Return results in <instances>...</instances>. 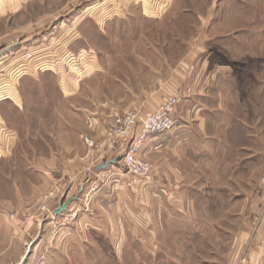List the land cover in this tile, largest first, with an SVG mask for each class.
Listing matches in <instances>:
<instances>
[{
	"label": "rangeland",
	"instance_id": "374dc122",
	"mask_svg": "<svg viewBox=\"0 0 264 264\" xmlns=\"http://www.w3.org/2000/svg\"><path fill=\"white\" fill-rule=\"evenodd\" d=\"M221 1L0 0V50L10 47L0 55V123L14 137L9 144L0 138V162L18 161L1 165L0 175H19L29 160L47 156L55 145L78 143V131H87L95 114H124L170 78L171 68L200 45L207 29L213 34L203 45L210 72L234 89L241 109L250 107L251 116L264 118V85L258 81L264 82V0L234 6L224 0L218 6ZM233 10L250 15L245 39L232 38L231 24L217 37L218 14L231 21ZM81 144L90 149L83 138ZM119 167H110L119 175L98 192L123 179L130 192L139 190L142 179L124 178L128 173ZM225 185L208 184L214 199L199 216L198 230L164 231L166 256L156 261L145 250L140 263L129 264H229L234 238L250 215L242 198H226Z\"/></svg>",
	"mask_w": 264,
	"mask_h": 264
},
{
	"label": "crops",
	"instance_id": "0c3cea01",
	"mask_svg": "<svg viewBox=\"0 0 264 264\" xmlns=\"http://www.w3.org/2000/svg\"><path fill=\"white\" fill-rule=\"evenodd\" d=\"M232 1L233 6L240 3ZM219 5L224 6V0ZM233 11L231 21L225 16L221 20L218 14L217 37L231 24L232 38H247L245 26L252 23L249 13ZM212 37L209 29L202 31L200 45H194L184 60L171 68L170 78L134 101L147 114L158 110L169 97H181L175 128L152 136L144 146L143 155L152 170L135 193L123 179L87 201L84 182L88 168L99 164L103 155L84 149L81 138L87 135L104 143L112 114L93 115L90 128L78 131V143L55 145L56 152L29 160L28 170L20 169L19 175H0V264L140 263L145 250L160 261L166 256L162 250L164 231L198 230L199 216L210 210L208 199H214L208 186L213 181L227 184L222 190L226 198H242L248 206L244 211L250 215L245 229L234 238L229 262L264 264V118L251 116L250 107L241 109L234 89L230 90L218 72H210L203 45ZM13 138L6 136L8 144ZM7 163L18 161L10 157L0 166ZM120 164L111 167L120 168ZM199 184L206 186L197 191ZM82 186L86 190L63 215L42 217L40 206L47 192H58L48 200L55 210L63 196H76ZM203 200L207 205L202 207ZM220 208H225L223 200ZM73 212H77L75 219H64Z\"/></svg>",
	"mask_w": 264,
	"mask_h": 264
},
{
	"label": "built area",
	"instance_id": "2783aa9c",
	"mask_svg": "<svg viewBox=\"0 0 264 264\" xmlns=\"http://www.w3.org/2000/svg\"><path fill=\"white\" fill-rule=\"evenodd\" d=\"M180 101V96H171L163 102L158 110L147 114L143 113L139 104H134L124 114H116L114 116L106 131L104 143H98L87 135H84L83 139L91 149L99 151V154L103 155L102 161L108 160L107 156L109 154L114 155V158L121 157L117 162L124 165L125 172L133 179L141 180L152 170L151 163L143 155L144 146L152 136L167 133L175 128L177 124L175 110ZM8 135L6 128L0 125V138L3 136L6 138ZM97 165L94 164L88 168L86 181L88 188L86 187L87 190L85 189L87 201L98 192L109 178H115L119 175L118 172L110 169L111 165L100 171L96 169ZM261 181L264 182V171ZM57 193L56 191H49L44 195L43 204L40 206L43 217L54 218L64 214L65 211L55 215L54 210L48 206V200ZM11 217L14 218V215ZM63 217L66 220H73L77 217V212ZM236 264H241V261L236 262Z\"/></svg>",
	"mask_w": 264,
	"mask_h": 264
},
{
	"label": "water",
	"instance_id": "95a60500",
	"mask_svg": "<svg viewBox=\"0 0 264 264\" xmlns=\"http://www.w3.org/2000/svg\"><path fill=\"white\" fill-rule=\"evenodd\" d=\"M10 50V47L5 49V50H0V55L3 54L4 52ZM121 159V157H116V158H113V159H110V160H104L102 161L100 164L97 165L96 169L97 170H103V169H106L107 167H109L110 165L116 163L117 161H119ZM84 189H85V186H82L81 189L79 190V192L77 193L76 196L74 197H71V198H66L65 196H63V198L60 200V203L58 205V207L54 210V214L55 215H58L62 212H64L69 204L78 199L80 197V195L84 192Z\"/></svg>",
	"mask_w": 264,
	"mask_h": 264
}]
</instances>
